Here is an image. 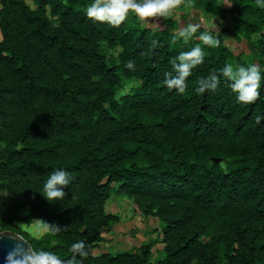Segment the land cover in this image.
Masks as SVG:
<instances>
[{
	"label": "trees",
	"instance_id": "obj_1",
	"mask_svg": "<svg viewBox=\"0 0 264 264\" xmlns=\"http://www.w3.org/2000/svg\"><path fill=\"white\" fill-rule=\"evenodd\" d=\"M220 1L184 0V9L221 23L219 33L201 26L185 43L176 35L187 27L173 18L153 29L130 13L113 26L86 17L90 0H0V190L11 196L0 233L65 261L84 240L83 264H264V120L255 123L264 82L245 105L221 73L229 63L264 71V8ZM206 31L217 47L199 40ZM225 36L246 41L249 62ZM192 47L204 48V63L184 93L167 88L165 73ZM211 74L218 88L197 93ZM55 168L75 180L51 203L42 190ZM115 195L158 219L162 260L153 261L151 243L95 254L120 223L106 212ZM37 219L48 229L39 239L20 227ZM44 222L62 230L52 234Z\"/></svg>",
	"mask_w": 264,
	"mask_h": 264
},
{
	"label": "clouds",
	"instance_id": "obj_2",
	"mask_svg": "<svg viewBox=\"0 0 264 264\" xmlns=\"http://www.w3.org/2000/svg\"><path fill=\"white\" fill-rule=\"evenodd\" d=\"M184 0H90L85 9L86 17L96 22L108 23L113 26L121 25L129 16L134 13L141 20L147 18L162 17L167 18L183 3ZM260 8H264V0H255ZM198 23H189L187 28L177 33L176 39L183 38L187 43L198 29ZM199 40L207 47H217L219 39L211 32H203L199 35ZM155 43V41L153 42ZM205 50L203 47H192L189 51L179 53L177 63L173 65V71L165 73L164 84L169 89H175L179 93H184L187 87V79L198 65L204 63ZM134 61L129 60L124 67L133 68ZM222 76L228 81L231 91L239 103L252 104L260 97V89L264 82V71L256 64L243 65L231 63L226 64L221 70ZM219 79L216 74H211L209 78H201L198 81L197 93L203 94L206 90L214 91L219 86ZM264 120V115H257L255 123L260 124ZM75 177L64 168H55L43 183V197L53 203L66 198L65 188L73 184ZM45 223V222H44ZM52 234H57L62 230L59 225H49L45 223ZM2 235V233H0ZM14 246L4 258V264H83V258L89 255L86 242L79 240L70 245L71 257L62 260L52 251H34L28 247L24 240L12 237Z\"/></svg>",
	"mask_w": 264,
	"mask_h": 264
},
{
	"label": "rangeland",
	"instance_id": "obj_3",
	"mask_svg": "<svg viewBox=\"0 0 264 264\" xmlns=\"http://www.w3.org/2000/svg\"><path fill=\"white\" fill-rule=\"evenodd\" d=\"M220 2L224 7L229 6V2L227 0H221ZM167 18H173L177 22L179 29L187 27L189 23H198L207 30H215L218 33L220 32L219 27L221 26V23L218 20L203 17L201 13L190 10L189 8L184 9L182 7V3L176 9L172 10V13ZM140 21L145 27L153 29L161 28V17L147 18L146 20L140 19ZM226 26L228 27L230 24H227ZM224 38L226 43L230 45V48H232L234 54L241 62H249L248 56L253 50L249 45H247L246 41L243 40L241 43H236L227 36ZM253 39L257 40L258 37L256 36ZM108 52L109 54L112 53L110 51ZM128 90L129 88H127L124 93L128 92ZM10 202L11 196L5 191L0 190V220ZM106 212L117 216L120 219V223L115 224L114 227H112V229L109 231L110 235H108V238H106L107 240L105 241L106 246L96 249V255L102 252L111 254L134 253L138 250L137 247L140 246L139 242L141 239L140 236H142L141 234L146 233L144 238L147 240L151 239V236L156 233L161 234V226L159 225L157 219L144 217L142 213L136 210V207L132 201L123 197H118L116 195L111 197V199L107 202ZM20 227L32 238L36 239H39L48 233V229L43 225L42 221L38 219L35 220L29 227L23 225H20ZM130 229L133 230L134 238L130 237V233L129 236L126 237H123L121 234H119L122 231L128 233L130 232ZM152 229L156 230L157 232L152 231ZM136 235H138V239H136ZM151 241L156 242L157 240ZM143 244L149 245V243ZM163 258L164 253H158L156 257H153V261H160Z\"/></svg>",
	"mask_w": 264,
	"mask_h": 264
},
{
	"label": "crops",
	"instance_id": "obj_4",
	"mask_svg": "<svg viewBox=\"0 0 264 264\" xmlns=\"http://www.w3.org/2000/svg\"><path fill=\"white\" fill-rule=\"evenodd\" d=\"M135 207H136V206H135ZM136 210H137V207H136ZM138 212H139V211H138ZM149 218H150V217H149ZM153 219H156V218H153ZM157 220H158V219H157ZM158 222H159V221H158ZM117 224H118V223H117ZM113 227H114V226H113ZM152 231L157 232V231L154 230V229H152ZM129 233H130V237H131V238H134L133 230H131V229H130V232H128V233H125L124 231H122V232L119 233V234H121L123 237H126V236H129ZM139 234H140V232H139ZM145 234H146V233H143V234H141L142 236H140V237H141L140 242H139V243H140V246L137 247L138 249L143 245V243H151V244H152V256H153V257H156L158 253H162V252H164V248H165V246H164V244L162 243V237H161L162 234L156 233V234H154V235L151 236V239H148V240H147L146 238H144ZM108 235H110V232H109V231L103 233L104 243L101 244V246H99L98 249H100L102 246H103V247L106 246L105 241L107 240L106 238H108ZM136 239H138V235H136ZM151 240H157V241H156V242H155V241L153 242V241H151ZM147 241H149V242H147ZM100 254H101V253H100ZM97 255H99V254H97Z\"/></svg>",
	"mask_w": 264,
	"mask_h": 264
},
{
	"label": "water",
	"instance_id": "obj_5",
	"mask_svg": "<svg viewBox=\"0 0 264 264\" xmlns=\"http://www.w3.org/2000/svg\"><path fill=\"white\" fill-rule=\"evenodd\" d=\"M12 237H18L21 240H24L28 247L31 248L30 244L18 234L7 231L2 232V235H0V264H4V258L15 244V241L12 239Z\"/></svg>",
	"mask_w": 264,
	"mask_h": 264
}]
</instances>
